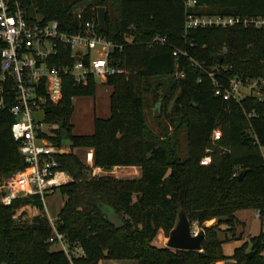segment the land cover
I'll use <instances>...</instances> for the list:
<instances>
[{
	"label": "trees",
	"instance_id": "1",
	"mask_svg": "<svg viewBox=\"0 0 264 264\" xmlns=\"http://www.w3.org/2000/svg\"><path fill=\"white\" fill-rule=\"evenodd\" d=\"M8 1L19 3L28 18L40 14L66 28L79 22L76 12L84 0ZM101 6L107 10L106 25L98 26V32L123 46L112 56L124 71L106 82L113 88L111 114L95 117L91 134L73 133L72 100L92 94L96 85L94 80L85 86L74 84L68 77L62 100L51 105L46 121L58 125V136L52 138L58 144L71 140L72 147L92 148L95 166L104 170L138 166L142 176H91L75 154L57 155L60 168L74 179L56 188L65 197L57 229L72 247L80 243L84 255L71 261L64 251L52 248L53 229L39 196L5 205L0 193V264H101L105 260L113 264H217L226 260L221 225L226 224L235 236L238 210H257L264 217V85L261 98L223 97L233 77L264 79V28L186 29L185 20L189 14L264 16V0H196L190 6L186 0H91L81 12L83 21L98 23ZM157 36L166 37V43L155 42ZM218 87L221 94L216 93ZM147 93L174 98L171 134L169 126L159 135L148 128ZM10 105L8 100L6 108L0 109V178L27 166L11 133ZM215 129L222 135L213 144ZM181 131L187 139L184 153L178 142ZM209 147L213 149L211 162L201 164ZM23 206L43 211L21 223L15 214ZM107 207L115 210L123 226L116 228L108 221ZM181 209L205 231L201 251L155 243L160 230L169 236ZM212 219L216 222L204 224ZM249 251L254 254L249 256ZM231 258L235 264H264V227L237 247Z\"/></svg>",
	"mask_w": 264,
	"mask_h": 264
},
{
	"label": "built area",
	"instance_id": "2",
	"mask_svg": "<svg viewBox=\"0 0 264 264\" xmlns=\"http://www.w3.org/2000/svg\"><path fill=\"white\" fill-rule=\"evenodd\" d=\"M195 3L196 0H186L189 6ZM83 9L78 7L76 12L79 22L70 23L65 28L57 19L45 20L40 14L28 18L19 3L0 0V109L6 108L8 100L11 102L8 108L14 118L11 133L27 163L24 169L10 177L7 185L1 186L0 182L1 201L5 205L21 197L36 195L42 201L45 213L46 197L59 186L74 180L70 173L60 168L57 160V155L70 153L71 147L52 139L58 136L55 131L58 125L46 121L48 112L45 111L62 100L66 78L70 77L74 84L84 86L91 80L95 85L98 81L107 84L109 76L124 71L117 67L112 56L116 48L122 50L123 46L100 34V25L95 19L84 22ZM185 26L186 29L233 26L259 29L264 28V16L189 14ZM155 42L165 44L166 37L157 36ZM56 58L59 63L55 62ZM210 76L214 74L210 73ZM263 85L264 79L233 77L229 87L224 88L223 97L256 95L261 98ZM216 93H222L220 87ZM41 111L45 113L43 120L34 116ZM221 135L220 129L213 131V144L220 140ZM205 152L201 164L207 165L211 162L213 149L206 148ZM84 163L91 176L104 173L103 168L95 166L92 148L87 151ZM48 220L53 229L49 242L57 246V250L64 251L71 261L83 256L82 245L77 243L72 247L67 236L57 229L56 220Z\"/></svg>",
	"mask_w": 264,
	"mask_h": 264
},
{
	"label": "rangeland",
	"instance_id": "3",
	"mask_svg": "<svg viewBox=\"0 0 264 264\" xmlns=\"http://www.w3.org/2000/svg\"><path fill=\"white\" fill-rule=\"evenodd\" d=\"M112 91L113 88L111 86L101 81H98L96 88L92 94L73 98L72 102L75 106L74 112L71 117V123L73 124V133L91 134L94 129L95 117L108 118L110 116V96ZM243 92L246 93L244 90ZM145 97V115L148 128L153 130L156 135H159L160 132L163 131V127L169 126V132L171 134L173 132L171 127V116L174 98L169 99L168 97L163 96V94L159 97H154V95H152L151 93H147ZM160 97L162 98L161 107L158 106V102L161 100ZM156 108L158 109L159 113L158 117L154 115ZM34 116L39 120H43L45 113L42 111L37 112L36 114H34ZM178 139L180 150H182L183 153L186 152V133L184 131H181ZM68 142L69 141H66L67 145L71 147L70 152L78 156L84 162L87 156V151L91 148L72 147V145ZM261 152L264 156V147L261 148ZM183 153L182 156H184ZM102 175H111L117 179H138L142 176V173L140 175V167H136L131 170L127 168L104 170V173ZM11 176L12 175L2 176L0 178V182L2 183L1 186L7 185ZM1 192L2 190H0V193ZM64 202L65 197L59 189H57L54 193L48 195L46 197V216L52 219V221H55L60 210L64 205ZM35 207L36 206H23L18 208L15 214V218H17V220L21 223L30 222L34 216L38 215V213L41 214L43 211L41 208ZM241 210L243 211V213H239L238 217L242 221L240 222V220L238 219L240 223L236 226L235 236H232V233L229 231L228 226L226 224H223L221 225L223 232L220 234V237L221 239H230L231 237L235 238L237 236H242V238L224 240L223 253L226 255L227 259L223 261H218L217 264H235L231 256L234 254L236 248L242 246L243 243L246 242V240L249 241L251 237L257 236L264 227V217H261V219H255L252 209ZM192 225L197 232L202 229V226H200L197 222H192ZM167 240L168 235H166L163 230H160L155 239V243L158 246H166ZM52 248L56 249L57 246L52 245ZM108 262L107 260H105L102 261L101 264H113L112 261L110 263ZM121 262L122 264H131L127 262L132 261Z\"/></svg>",
	"mask_w": 264,
	"mask_h": 264
},
{
	"label": "water",
	"instance_id": "4",
	"mask_svg": "<svg viewBox=\"0 0 264 264\" xmlns=\"http://www.w3.org/2000/svg\"><path fill=\"white\" fill-rule=\"evenodd\" d=\"M91 4V0H84L80 2L78 7L85 8L86 6ZM106 8L101 6L97 8V18L98 23L101 27H105L106 25ZM46 112H50L51 108L47 107L45 109ZM155 116H159L158 109H155ZM71 145L72 141L68 140ZM242 172L240 173V176ZM104 212L108 221L116 228H119L124 225V221L117 215L115 210L112 208H104ZM205 239V231L200 229L197 233L193 229V225L188 219V216L184 210H180L178 213V220L175 227L169 232L168 240L166 242V246L172 249H180V250H202V243ZM254 254L253 251L248 252L249 256Z\"/></svg>",
	"mask_w": 264,
	"mask_h": 264
},
{
	"label": "crops",
	"instance_id": "5",
	"mask_svg": "<svg viewBox=\"0 0 264 264\" xmlns=\"http://www.w3.org/2000/svg\"><path fill=\"white\" fill-rule=\"evenodd\" d=\"M136 167H138V166H115L114 168L115 169H118V168H127V169H133V168H136ZM113 168V169H114ZM129 172V171H128ZM140 175H141V168H140ZM140 178V177H139ZM36 208V207H35ZM253 211V214H254V216H255V219H261V215L258 213V211L257 210H252ZM239 213H243V211L242 210H240V211H237L236 212V217H237V219H239L240 220V222L242 221L239 217H238V214ZM39 214V213H38ZM216 222V219H212V220H209V221H206L204 224L205 225H211V224H213V223H215ZM241 226V225H240ZM235 238H237V239H239V238H242V236H237V237H235ZM235 238H233V237H231L230 239H226V240H231V239H235ZM247 241V240H246ZM223 245H224V243H223Z\"/></svg>",
	"mask_w": 264,
	"mask_h": 264
}]
</instances>
